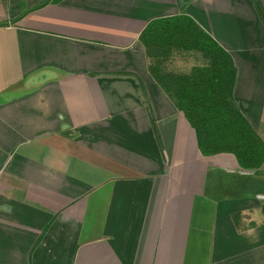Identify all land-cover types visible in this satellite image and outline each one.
I'll list each match as a JSON object with an SVG mask.
<instances>
[{"label": "crops", "instance_id": "obj_1", "mask_svg": "<svg viewBox=\"0 0 264 264\" xmlns=\"http://www.w3.org/2000/svg\"><path fill=\"white\" fill-rule=\"evenodd\" d=\"M179 16L231 58L233 103L264 144L252 1L0 0V264H264V161L202 156L149 73L141 33ZM178 56L198 64L173 72ZM200 64L173 50L159 73Z\"/></svg>", "mask_w": 264, "mask_h": 264}, {"label": "trees", "instance_id": "obj_2", "mask_svg": "<svg viewBox=\"0 0 264 264\" xmlns=\"http://www.w3.org/2000/svg\"><path fill=\"white\" fill-rule=\"evenodd\" d=\"M256 11L264 24L258 5ZM2 26L6 23H0ZM139 40L155 63L149 66V73L193 129L200 154H230L240 168L259 169L264 161V144L233 103L235 70L229 55L185 16L151 22ZM173 50L196 55L201 64L187 76L160 74L159 60Z\"/></svg>", "mask_w": 264, "mask_h": 264}, {"label": "rangeland", "instance_id": "obj_3", "mask_svg": "<svg viewBox=\"0 0 264 264\" xmlns=\"http://www.w3.org/2000/svg\"><path fill=\"white\" fill-rule=\"evenodd\" d=\"M249 1H252V3L254 4V6L257 7L258 5V1L257 0H249ZM257 12V11H256ZM247 15V14H246ZM248 19H244L242 18V21H243V24H246L248 25V31H250V33H253V34H256L257 31H258V24L259 22H261V24H263V21L259 19V17H257L256 19L258 20V22L256 23L255 21H252L251 19H249V17H247ZM264 25V24H263ZM259 33V32H258ZM249 34V32H248ZM197 60V59H190V58H187V57H177L176 60H173L171 64H169V66H171L172 68V71L173 72H187L189 70V68L194 65V64H198V63H195L194 61Z\"/></svg>", "mask_w": 264, "mask_h": 264}]
</instances>
